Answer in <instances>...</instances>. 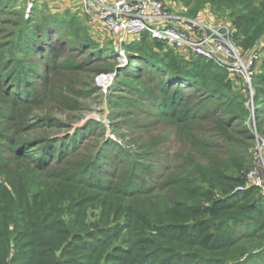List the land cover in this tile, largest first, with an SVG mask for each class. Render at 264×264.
Here are the masks:
<instances>
[{"label":"trees","instance_id":"1","mask_svg":"<svg viewBox=\"0 0 264 264\" xmlns=\"http://www.w3.org/2000/svg\"><path fill=\"white\" fill-rule=\"evenodd\" d=\"M18 4L19 0H0V16L20 18L16 11ZM223 5L233 9L231 16L237 29L234 37V41L238 42L236 46L250 49V52L264 37V0H224ZM42 9L46 10L45 13H37ZM70 15L65 11L52 16L45 3L44 6L32 8L30 17L23 19L21 24L20 20H0V41L8 38L12 42L5 46L6 49L17 48L28 58L39 57L50 73L48 77H41L43 95L48 93L47 97L51 96L54 86L63 94L71 92L67 88L73 79L80 77L83 72H91L86 66L79 68L72 59L59 58L62 52L71 49L77 53L91 50L85 43L70 44V36L68 38L67 35L71 29L63 27L75 23ZM54 42L59 47H55ZM138 44L128 47L134 53L131 55L129 52L128 56L133 61L125 77L139 82L147 89L131 92L123 88L121 92L140 101H161L158 107L168 103L179 104V107L186 105L189 107L184 110L189 112L186 120L176 119L174 115L168 117L178 129L177 137L184 148L171 159L175 163L161 173L152 171V175L147 174L148 182H153L152 187L132 192L129 191L128 181H123L111 189L117 196L116 200L127 204L129 209L127 225L117 228L114 234L119 236L120 232H125L123 243L127 246L129 256L126 263L144 264L153 256L154 264H264V197L261 200L252 199L256 191L253 188L234 191L244 186L245 173L253 166L254 136L249 129L251 127L244 125L245 121L251 119L248 106L238 101V98L232 99L221 93L220 86L209 91L211 86L194 81L193 77L199 79L198 74H194L187 66L188 63H183L171 51L164 50L162 55L154 52L142 55L139 52L144 50L143 43ZM158 45L164 49L161 44ZM3 50L2 47L0 53ZM194 62L191 67L205 68L206 75L212 81L222 83L223 80L225 85H230L234 83L233 80H239L230 79L227 71L214 63L201 58ZM208 67L217 72L212 73ZM4 80L0 77V104L12 101L9 93L5 92L9 84ZM63 82L67 83L65 89L62 87ZM251 83L255 91L257 132L264 141V73L254 75ZM14 91L20 93V96L23 94L19 88ZM197 93L203 97L194 101ZM245 93L248 94V91ZM13 99V104L21 107L33 109L39 104L31 99L20 100L16 95ZM209 103L214 104V107H205ZM55 104L61 107L60 102L56 101ZM205 110L211 112L204 113ZM15 113L0 111V196L8 198L7 204H3L0 198V230L6 227L5 220L17 228L15 202H23L30 187L17 186V182H36V197L42 196L43 199L36 198L32 205L27 203L33 207L30 212L34 214L33 223L29 225V230L35 234L30 237V246L41 250L37 254H26L25 260L28 261L25 263H17L11 255L9 264H60L51 259L55 256V249L45 233L51 232L53 222L47 223V220L57 214L53 207L61 201L62 183L79 187L82 194L109 192L108 184H92L83 179V173L90 170L87 168L90 162L85 165L82 162L92 160L99 147L97 144L91 151L93 155L78 154L77 147L81 146L83 138L94 134L89 127L84 128L79 135L63 136L61 139H54L47 133L35 134L33 137L30 134L34 127H49L51 130L58 128L60 123L54 121L51 113L47 112L32 116L24 109ZM32 120L37 122L33 123ZM43 143L49 146L45 150L40 148ZM150 153L139 154L147 155L144 159H150ZM66 156L74 158L67 171L61 165ZM129 170L123 168L122 176H130ZM104 173L107 177L113 176L111 172ZM116 180L121 181L120 178ZM55 182L59 183L53 190L49 184ZM4 183L10 190L3 188ZM68 201L72 206L80 202L75 199L73 191L68 193ZM242 204L247 206L241 208ZM100 236H105V233L102 232ZM18 239L20 237L12 240L16 243ZM9 242L8 237L3 241L0 237V252L3 251L5 255L10 253V247H5ZM186 246L199 251L178 256L186 252ZM169 247L175 249L177 254L167 255L165 252ZM157 249L160 255L154 256ZM22 252L19 251V254ZM162 256L166 257L159 261ZM41 259L46 261L38 263L37 260Z\"/></svg>","mask_w":264,"mask_h":264},{"label":"rangeland","instance_id":"2","mask_svg":"<svg viewBox=\"0 0 264 264\" xmlns=\"http://www.w3.org/2000/svg\"><path fill=\"white\" fill-rule=\"evenodd\" d=\"M45 1L47 2L48 0ZM103 1L111 4L122 0ZM156 1L166 6L170 13L177 18L190 20V22H202L215 28L225 26L234 32L232 34L234 40L237 29L233 25L231 16L233 9L225 7L223 5L224 0ZM79 2H82V6L85 7V11L87 10V12L92 11V9L99 10L96 0H89L86 3L80 0ZM27 4L28 0H19L16 11L19 13L20 18L1 15L0 20H20L21 24L23 19L30 17V13L26 14ZM44 4L36 2L33 3L32 8L44 6ZM48 10L52 16L58 13L54 11L56 9L48 7ZM40 11L45 13L44 11L46 10L42 9L37 11V13ZM61 12L64 13L65 11ZM95 14L96 12L93 13V16ZM71 18L75 19L74 24L69 23V27L62 25L64 29H71V32L67 35L68 38L70 36V44L85 43L88 47H91V50L85 51L83 49L85 53L82 51L77 53L71 49L68 52H62V57L59 58L72 59L77 63L79 68L86 66L91 69V72H83L79 75L80 77L73 79V83L67 88L71 92L63 94L54 86L51 96L47 97L48 93L44 96V86L42 85L41 77L46 75L48 77L50 73L42 65L43 63L40 62V58L24 57L17 48H9L10 50H7L5 46L11 45L12 42L8 38L2 40L0 41V49L3 47L4 50L0 53V77L5 78V83L9 84L5 92L9 93L12 101H9L7 104H0V111L2 113L16 114L15 112L26 109V112L32 116L35 114L44 115L47 112L51 113L54 121L57 120L60 123L58 128L55 127L51 130L49 127L44 129L34 127L30 134L33 137L36 136L35 134L47 133V135L55 137L54 139H61L63 136L79 135L86 127H89L94 132V134L89 135L87 138H83L81 146L77 147L79 148L77 150L79 151L78 154L93 155L91 151L98 144L99 148L97 151L100 152L99 155L96 152L93 156L94 158L90 159L91 161L84 160L82 162V165L90 162L87 166L90 170L87 173H83V179L85 181L87 179V183L108 184L110 186L109 192L107 194H82L79 187L75 185L72 187L71 184L62 183V193L59 197L61 201L58 202L56 207H53V211H56L57 214L52 219L47 220V223L53 222V226L50 229L51 232L45 233V236L49 237L55 249V256L51 259L60 264H129L126 263L129 259L127 246L123 243L125 232H120L119 236L114 235L117 233V228L127 225L129 209L127 204L116 200L117 198L115 197L117 196L111 192V189L118 184H122L123 181L124 183L128 181L130 186L129 191L134 192L139 190L138 192H141L144 188L152 187L151 184L153 182H148L147 174L152 175V171L161 173L170 164L175 163L171 159H173L179 150L184 148V145L177 137L176 131L178 129L170 122L171 120L168 117L174 115L176 119L183 118L186 120L187 112L189 111L184 109H187L189 106L184 104L185 106L179 107V104L168 103L167 105L158 107L161 101L158 103L149 102L150 100L140 101L126 92H121L120 89L123 88L131 92L147 89L139 82H134L132 79L125 77L128 72L127 70L131 67V61H133L128 56L129 52L131 55L134 53L128 47L136 43H143L144 50L139 52L142 55H150L153 52L162 55L165 52L164 50L166 52L171 51L178 59L183 60V63L187 62V66H189V69L194 74H198L199 79L197 80V77H193L194 81H198L199 84L204 86H211L209 91H212L214 87L220 86L221 93L232 99L238 98V101L247 105L251 119L245 121L244 125L248 128L251 127L249 129L253 132L254 136V154L252 155V160L258 158L259 150L264 148V144L261 142L263 140L259 138L257 132V124L255 129L252 127L253 122L257 123V110H255L256 106L254 103L255 91L251 83L254 75L264 73V53L261 55L260 61L250 71L248 70L247 80L240 78L239 80H233V84L225 85L223 80L222 83L212 81L211 77L206 75L207 72L205 71L207 70L205 68L197 66L193 69L191 66L194 65V61H198L195 55L191 54L190 58H183L173 50L163 49L158 45L159 43L157 44L148 35L141 36L136 40L124 35L116 36L100 26L101 24L96 23L93 17H90L92 19H88V17L79 19L71 16ZM6 29H9L8 26H6ZM224 32V30H220L221 34H224ZM237 43V41H233L240 58L250 53L248 52L250 49L236 46ZM54 44L55 47H59L57 43L54 42ZM146 46H148V49ZM121 52L123 53L121 54ZM7 61L9 62L7 63ZM208 68L210 71L213 70L211 67ZM211 72L216 73L217 71ZM101 77H106L108 82L100 83L99 79ZM66 84L65 82L62 83L63 89H65L64 85ZM15 88L16 90L19 88L23 94L20 96V93L18 94V92L14 91ZM204 91L208 93L207 90L204 89ZM245 91H248V94ZM198 94L194 95L195 98L192 97L194 101H197L198 97H203V95L199 96ZM15 95L20 97V100L31 99L34 100L32 102L38 101L39 104L37 108L33 109L27 108L28 106L21 107L18 104H13ZM206 99H209V97ZM56 101L57 103L60 102L61 107L55 104ZM211 102L213 101L211 100ZM209 106L214 107V104L209 103L205 107ZM209 112L211 110L204 111V113ZM32 122L37 121L32 120ZM255 134L259 139L256 140ZM46 145L43 143L40 148L45 150L49 147H46ZM51 149L52 145H50ZM149 152H151V155L148 156L150 159H144L147 155L139 154H149ZM73 159V157L66 156L65 160L62 161L61 165L66 171ZM123 168H126V170L130 169V176H126V178L122 176L121 170ZM104 171L107 173L111 172L113 176L107 177ZM247 172L245 173V177ZM117 178H120L121 181L116 180ZM58 183L55 182L49 185L54 190ZM72 183L74 184L73 181ZM2 186L10 190L6 183ZM17 186L30 187L27 191V198L23 202H15L17 228L8 222V220H5L6 227L0 230L2 241L6 237L10 239L9 244L5 245V247H10V253L5 255L3 251L0 252V264H9L12 258L17 263H25L28 261L25 260L26 254H37L41 250L40 248H31L30 246V237L35 235L32 230H29V225L33 223L34 214L30 212V209H33V207L28 206L27 203L32 205L36 201V198H41L42 200L43 197H36V192L38 191L36 182L25 183V180H20L17 182ZM239 188H236L234 191H238ZM253 189H256V191H254L252 199L261 200L264 194L257 188ZM70 191H73L75 199L80 201L73 206L68 201V193ZM0 198L3 204L8 203L7 197L0 196ZM246 206L247 204H242L240 207L245 208ZM73 214L75 215L69 216ZM35 227H42V225H36ZM102 232L105 233V236H100ZM15 237H20L16 243L12 240ZM15 244L16 246L14 247ZM185 249L186 252L182 255L178 254V256L199 251V249L195 248L188 249L187 246ZM174 250L172 247H169L165 253H168L167 255L174 253L175 255L177 253ZM19 251L24 252L19 254ZM158 254L160 255L159 249H157V253L154 256ZM11 255L12 258L9 259ZM165 257L162 256L159 261H163ZM152 260H154L153 256L145 261L144 264H154L155 262ZM37 261H39L38 263H42L46 259Z\"/></svg>","mask_w":264,"mask_h":264},{"label":"built area","instance_id":"3","mask_svg":"<svg viewBox=\"0 0 264 264\" xmlns=\"http://www.w3.org/2000/svg\"><path fill=\"white\" fill-rule=\"evenodd\" d=\"M82 1L86 3L89 0ZM36 2L45 3V0H28L26 14L31 12L33 3ZM96 2L99 10L95 9L93 18L110 33L134 40L148 35L164 49L173 50L183 58H190L192 54L216 64L227 71L230 79L247 80L248 70L260 61L264 53L263 37L249 54L240 58L233 44L234 32L227 27L215 28L202 22L177 18L156 0H122L111 4L103 0ZM220 30H224V34H221ZM252 127L255 129L256 123L253 122ZM255 137L256 140L259 139L256 134ZM263 149L259 150V157L253 160V167L247 172L245 184L238 192L257 188L264 194Z\"/></svg>","mask_w":264,"mask_h":264},{"label":"crops","instance_id":"4","mask_svg":"<svg viewBox=\"0 0 264 264\" xmlns=\"http://www.w3.org/2000/svg\"><path fill=\"white\" fill-rule=\"evenodd\" d=\"M80 0H48L45 1L46 5H48L51 9L58 13H63L61 11L69 12L72 16L82 19L83 17H93V13H95V9H92V11L87 12L85 11V7L82 6V2H79ZM52 2V3H50ZM92 19V18H90ZM94 20V18H93ZM95 21V20H94ZM96 22V21H95ZM97 23V22H96ZM101 26V25H100ZM103 27V26H102Z\"/></svg>","mask_w":264,"mask_h":264},{"label":"bare ground","instance_id":"5","mask_svg":"<svg viewBox=\"0 0 264 264\" xmlns=\"http://www.w3.org/2000/svg\"><path fill=\"white\" fill-rule=\"evenodd\" d=\"M99 82L103 84V83H105V82H108V79L105 78V77H101V78L99 79Z\"/></svg>","mask_w":264,"mask_h":264}]
</instances>
